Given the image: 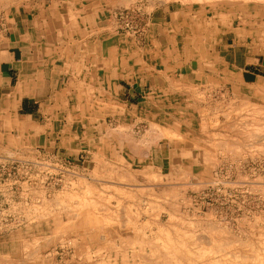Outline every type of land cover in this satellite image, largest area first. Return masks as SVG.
<instances>
[{
  "label": "rangeland",
  "instance_id": "rangeland-1",
  "mask_svg": "<svg viewBox=\"0 0 264 264\" xmlns=\"http://www.w3.org/2000/svg\"><path fill=\"white\" fill-rule=\"evenodd\" d=\"M99 1L138 47L155 33L152 17L176 13L166 16L176 38L158 40L161 56L182 61L247 51L232 29L264 22V0ZM219 70L172 95H142L80 152L1 146L0 264H264V84ZM157 146L169 150L162 168Z\"/></svg>",
  "mask_w": 264,
  "mask_h": 264
},
{
  "label": "crops",
  "instance_id": "crops-1",
  "mask_svg": "<svg viewBox=\"0 0 264 264\" xmlns=\"http://www.w3.org/2000/svg\"><path fill=\"white\" fill-rule=\"evenodd\" d=\"M112 10L99 0H0V147L73 144L80 152L79 144L92 142L95 132L96 139L98 128L120 120L117 115L125 110L141 108L142 95L175 94L221 76L222 68L243 86L264 84V22H249L244 32L231 27L237 46L247 51L233 49L221 57L205 49L203 59L182 61L170 50L167 56L160 51V37L176 38L179 23H166V16L176 13L166 8L161 18L152 17L155 33L138 47L118 33ZM215 38L211 46L217 45ZM246 38L247 44L240 42ZM80 128L91 136L86 139L85 131L81 136ZM168 156L160 146L152 150L161 168Z\"/></svg>",
  "mask_w": 264,
  "mask_h": 264
},
{
  "label": "bare ground",
  "instance_id": "bare-ground-1",
  "mask_svg": "<svg viewBox=\"0 0 264 264\" xmlns=\"http://www.w3.org/2000/svg\"><path fill=\"white\" fill-rule=\"evenodd\" d=\"M172 89H173V88H172ZM242 107H243V106H242ZM252 107H253V106H252ZM247 108H248V107H247ZM257 113H258V112H257ZM149 130H150V129H149ZM149 130H148V131H149ZM153 130H154V129H153ZM157 130H158V129H157ZM165 130H166V129H165ZM146 131H147V130H146ZM149 132H150V131H149ZM154 132H155V131H154ZM154 132H153V133H154ZM164 133H165V132H164ZM164 133H163V134H164ZM148 134H149V133H148ZM151 134H152V133H151ZM153 135H155V134H152L151 136L149 135V137H153ZM156 135H159V134H156ZM160 136H161V135H160ZM149 137H148V138H149ZM155 137H157V136H155ZM146 138H147V137H146ZM143 140H144V139H143ZM127 192H128V191H127ZM129 193H130V192H129ZM129 193H127V194H129ZM130 196H131V195H130ZM131 224H132V223H131ZM208 225H209V224H208ZM208 225H207V226H208ZM210 228H212V227L210 226ZM216 229H217V228H216ZM127 230H128V229H127ZM209 230H210V229H209ZM247 240H248V239H247ZM242 241H245V240H242ZM160 243H161V242H160ZM243 243H244V242H243ZM242 245H243V244H241V241H240V246L242 247ZM243 246H244V245H243ZM166 247H167V246H166ZM244 247H245V246H244ZM248 247H249V246H248ZM251 247H252V246H251ZM251 247H249V248H251ZM243 249H244V248H243ZM244 251H245V250H244ZM251 251H252V248H251ZM247 252H248V251H247ZM252 252H254V251H252ZM256 252H257V251H256ZM236 253H237V255H238V252H236ZM254 254H255V253H254ZM237 258H238V257H237ZM239 258H240V257H239ZM239 258H238V259H239ZM250 258H251V257H250ZM256 258H257V257H256ZM246 259H247V258H246ZM260 259H261V258H260ZM190 260H191V259H190ZM193 260L195 261V258H194ZM236 260H237V259H236ZM242 260H243V259H241L240 262H242ZM249 260H250V259H248V261H249ZM251 260L253 261V259H251ZM258 260H259V259H258ZM243 261H245V260H243ZM255 261H256V259H255ZM259 261L261 262V260H259ZM191 262H192V261H191ZM191 262H190V263H191ZM216 262H217V261H216ZM245 262H246V261H245ZM193 263H194V262H193ZM241 264H242V263H241ZM243 264H245V263H243ZM246 264H248V262H247ZM255 264H257V263H255Z\"/></svg>",
  "mask_w": 264,
  "mask_h": 264
}]
</instances>
